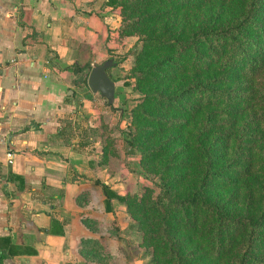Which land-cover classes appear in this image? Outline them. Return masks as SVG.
I'll return each instance as SVG.
<instances>
[{
	"label": "crops",
	"instance_id": "obj_1",
	"mask_svg": "<svg viewBox=\"0 0 264 264\" xmlns=\"http://www.w3.org/2000/svg\"><path fill=\"white\" fill-rule=\"evenodd\" d=\"M107 2L0 0V236L37 251L3 264H69L76 245L94 236L81 219L97 212L78 204L100 192L89 181L83 129L99 125L109 107L88 85H74L72 67L90 71L117 48ZM52 217L62 234L48 232Z\"/></svg>",
	"mask_w": 264,
	"mask_h": 264
},
{
	"label": "trees",
	"instance_id": "obj_2",
	"mask_svg": "<svg viewBox=\"0 0 264 264\" xmlns=\"http://www.w3.org/2000/svg\"><path fill=\"white\" fill-rule=\"evenodd\" d=\"M118 2L107 3L115 7ZM161 42L173 58L190 57L198 79L182 90L160 94L158 106L182 110L185 95L193 98L190 107L201 111L200 133L209 141L189 151L193 177L187 187L172 178L159 183L150 204L155 227L148 236L157 242L167 264H264V169L254 171L252 162L257 140H264L260 127L264 123V0H230L229 6L216 2L186 38ZM109 59L115 65L121 61ZM85 69L72 67L79 75L75 86L87 85ZM106 72L110 76L109 69ZM154 119L183 126L176 116L159 113ZM6 179L17 180L24 188L20 176L9 174ZM95 183L104 195L106 211L112 210V199L126 200L105 183ZM236 206L241 207L240 214L234 213ZM62 226L52 217L48 232L62 234ZM193 231L201 234L203 248L188 245L195 238ZM93 240L85 238L83 245H92ZM36 252L0 236V264L5 258Z\"/></svg>",
	"mask_w": 264,
	"mask_h": 264
},
{
	"label": "rangeland",
	"instance_id": "obj_3",
	"mask_svg": "<svg viewBox=\"0 0 264 264\" xmlns=\"http://www.w3.org/2000/svg\"><path fill=\"white\" fill-rule=\"evenodd\" d=\"M118 1L113 7L116 13L110 38L117 45L111 55L121 61L109 68L117 95L107 117L99 125L87 121L83 129L92 169L89 181L100 192L94 200L84 197L80 205H89V212L96 211L97 215L101 211L102 217H82V223L94 235L88 239L96 243L83 245V238L69 256V264H167L157 242L148 236L155 227L150 204L163 179L172 178L179 182L177 185L188 186L193 177L189 151L209 141L200 133L201 111L190 107L193 98L185 95L180 104L186 108L182 110L158 106L160 94L182 90L198 79L191 58H173L161 41L175 36L186 38L216 2L229 6L230 0ZM159 113L179 117L183 126L153 120ZM224 127L228 130L229 125ZM260 127L264 128V123ZM252 154L253 170L264 169V140H257ZM103 177H108L111 189L126 196L124 202L112 199L109 212L104 208L101 188L95 183ZM241 210L239 206L233 209L238 214ZM192 234L195 238L188 245L203 248L199 231Z\"/></svg>",
	"mask_w": 264,
	"mask_h": 264
},
{
	"label": "water",
	"instance_id": "obj_4",
	"mask_svg": "<svg viewBox=\"0 0 264 264\" xmlns=\"http://www.w3.org/2000/svg\"><path fill=\"white\" fill-rule=\"evenodd\" d=\"M112 59L93 66L87 77V85L92 92L99 93L108 104H111L115 97V82L107 74V69L114 66Z\"/></svg>",
	"mask_w": 264,
	"mask_h": 264
},
{
	"label": "built area",
	"instance_id": "obj_5",
	"mask_svg": "<svg viewBox=\"0 0 264 264\" xmlns=\"http://www.w3.org/2000/svg\"><path fill=\"white\" fill-rule=\"evenodd\" d=\"M7 159H8V162L12 161V154L10 152L7 153Z\"/></svg>",
	"mask_w": 264,
	"mask_h": 264
}]
</instances>
